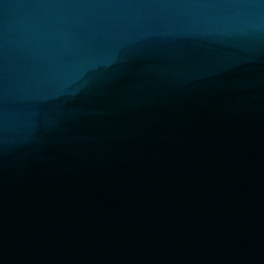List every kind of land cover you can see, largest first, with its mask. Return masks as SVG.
I'll list each match as a JSON object with an SVG mask.
<instances>
[{
  "label": "water",
  "instance_id": "water-1",
  "mask_svg": "<svg viewBox=\"0 0 264 264\" xmlns=\"http://www.w3.org/2000/svg\"><path fill=\"white\" fill-rule=\"evenodd\" d=\"M0 264H264V0H0Z\"/></svg>",
  "mask_w": 264,
  "mask_h": 264
}]
</instances>
